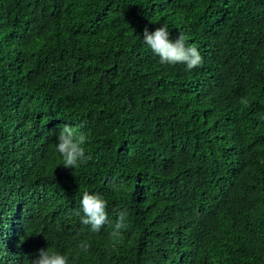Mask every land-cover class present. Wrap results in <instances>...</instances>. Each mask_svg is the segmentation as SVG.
I'll return each instance as SVG.
<instances>
[{
	"label": "trees",
	"instance_id": "1",
	"mask_svg": "<svg viewBox=\"0 0 264 264\" xmlns=\"http://www.w3.org/2000/svg\"><path fill=\"white\" fill-rule=\"evenodd\" d=\"M0 264H264V0H0Z\"/></svg>",
	"mask_w": 264,
	"mask_h": 264
}]
</instances>
